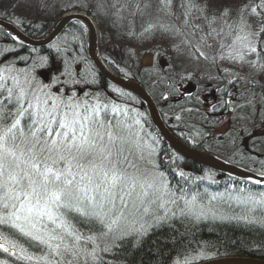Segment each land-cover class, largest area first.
Wrapping results in <instances>:
<instances>
[{
	"label": "snow or ice",
	"instance_id": "6c2138e0",
	"mask_svg": "<svg viewBox=\"0 0 264 264\" xmlns=\"http://www.w3.org/2000/svg\"><path fill=\"white\" fill-rule=\"evenodd\" d=\"M245 46L256 51L251 40ZM10 79L12 87L0 84V251L27 264H101V253L126 240L174 230L169 204L203 215L192 207L196 197L178 195L150 159L155 150L139 119H109L107 105ZM244 203L261 215L238 219L264 226V193Z\"/></svg>",
	"mask_w": 264,
	"mask_h": 264
},
{
	"label": "rangeland",
	"instance_id": "374dc122",
	"mask_svg": "<svg viewBox=\"0 0 264 264\" xmlns=\"http://www.w3.org/2000/svg\"><path fill=\"white\" fill-rule=\"evenodd\" d=\"M15 1H43L44 4L47 1H61L60 5H64V1H74L73 3L79 1L83 3L81 6H92L95 9L91 16L99 29L100 52L105 49L110 50L112 55L117 52L116 55L123 61H125L124 57L135 58L136 61H139V59H142L143 53H146L145 60L153 63L159 70L164 66L161 65L160 59L165 58L170 65L169 70L165 71L168 77L163 76L165 73H161L156 77L160 79L163 76L165 77L164 80H168L173 76L174 80L177 81L175 84L179 92H173V96H168L166 88L169 85L163 84L160 86L157 96L159 97V105L162 107H167V96L174 103L181 101V88L189 82H193L202 90L208 88L209 85L215 86L222 81L230 82L233 80L236 82V80H240L239 82L244 81V85L249 84L251 89L246 93V100L242 103V106L241 103L236 105V116L240 121L239 124H244L241 128L245 131L244 136H249L247 145H252L253 141L258 139L259 148L264 153V149L261 147L264 144V119L261 118L264 105L259 98L258 88L252 90V88H255L256 83L264 84V0H171V3H167V0ZM175 3L178 4L179 12L173 9ZM34 8L35 6L28 7L27 13H16L14 11L13 19L17 21V19L23 18L33 23H41L46 20H57L61 16L47 17V14L37 16ZM42 9L45 13H48L44 7ZM68 11L88 13L86 10L75 7ZM9 22L13 23L12 21ZM44 36L46 35L39 38ZM245 37L248 39H244ZM12 38L15 41L14 43L22 44L18 39ZM248 40L254 42L255 52L250 51L245 46ZM51 45L53 49L57 47L64 48L59 37ZM14 48L15 46H12L8 41L6 43L0 41V77L4 78L0 80V84L12 87L11 76H19L21 79L27 77L37 87L42 84L50 85V89H46V91L56 93L60 97L73 96L75 99L87 101L89 104L99 102L101 105H107L106 112L108 111L111 116H108L109 119L114 118L113 115L118 120L131 121L132 118L139 119L141 121L139 127L142 128L141 135L148 144L152 145L153 148L156 147L158 139L152 130L146 127L147 123L144 122L145 125L140 118L141 116H139V113H146L147 110L138 112L134 107L130 109L127 103L121 100H125L124 92L116 87L108 86L105 90L97 92L98 86H94L90 90V85H97L98 78L94 69L91 70L81 57H74L75 53L64 49V62H57L54 59L49 62L42 59L45 57L41 55L28 60H20L19 58L15 61L10 60L9 57L10 51ZM201 52L204 53L203 56L200 55ZM149 54L152 56H147ZM106 57L109 61L111 60L108 53ZM168 62L164 67L168 66ZM53 65L55 69H53ZM131 66L136 71L137 65L131 63ZM210 89L208 88V92H210ZM57 90L59 91L57 92ZM263 93L261 92V94ZM240 107L242 109H239ZM113 108L118 109V111L113 112ZM167 109H169L168 111L172 110L173 115H175V108L167 107ZM198 109L203 113L206 108L198 103ZM225 120L220 122L222 129H226ZM200 124L203 128L196 131L194 137L207 142L213 152H215V148L218 151L220 149L222 152H226L230 147V145H227L230 144L229 140L227 139L226 143L222 142L223 144L213 145L209 138L203 139V136H200L203 133L201 130L209 131L208 135H212L211 125L213 124L209 119H207L206 125ZM214 134L216 135V132ZM253 135L256 137L251 138ZM241 141V138L235 140L236 143L240 144ZM220 146L223 148H220ZM150 159L159 165L158 170L163 172L165 179L169 181L168 177L170 176L164 171V168L172 165L173 158L156 157L154 153ZM248 165L254 169L262 168L264 167V161L249 162ZM142 167H151V165L142 164ZM214 178L212 171H204L195 176L196 180H203V184L210 183L211 185H202V193L193 195L196 200L192 207L195 212H202L203 215L199 219L191 214H188L189 216L195 218L197 222L208 219L221 220L220 217H226L228 215L226 212H229L223 204H227L229 207L241 205L242 207L239 209H243L246 213L241 217H251L252 215L259 217L261 215L259 209L255 214L249 212L248 208L251 206L244 203V201L249 195L259 197L261 193H264V189L252 188L248 193L239 195H235L228 190L217 192L216 186L214 187L217 180ZM192 198L190 197L187 200L191 201ZM178 203L180 208L185 207L183 200L178 201ZM167 207L179 216L181 215L175 205L169 204ZM215 211L221 212L217 214ZM232 218L234 219L233 216H231ZM196 247L197 251L195 253L201 252L204 255H210L211 251L215 249L214 245H197ZM2 257L9 263L10 260L6 255ZM0 260H2L1 257Z\"/></svg>",
	"mask_w": 264,
	"mask_h": 264
},
{
	"label": "trees",
	"instance_id": "16d2710c",
	"mask_svg": "<svg viewBox=\"0 0 264 264\" xmlns=\"http://www.w3.org/2000/svg\"><path fill=\"white\" fill-rule=\"evenodd\" d=\"M61 1H47L46 4L43 1H15V0H0V18L5 19L7 21H12L19 28L24 30L27 35L30 37L39 38L45 35L53 26L56 20L50 21L46 20L43 22H30L27 19L19 18L16 20L13 19V12L16 13H27V8L35 6L34 10L37 16H45L47 17H57L62 15L64 12L72 9H83L88 11V13L93 14L95 12L94 7L92 6H81L83 3L79 1H64V5H60ZM58 6L57 8H54ZM178 4L175 3L173 5V9L179 12ZM44 7L48 13H45L42 9ZM183 10V9H182ZM140 32H142L140 30ZM139 33V32H138ZM0 34L7 38V41L15 46L13 50L10 51L9 57L13 60H18L20 58L24 60L31 59L37 55H41L45 57L47 61L64 62V49L67 51H71L74 54V57L78 56L83 59V61L88 64V67L92 70L94 69L95 74L97 76V85H90V90L93 89L94 86L97 87V92L101 90H105L108 86H110L102 77L97 73L92 63L90 62L87 56V32L84 26L78 22L71 23L64 32L60 35L61 41L63 42V49H60L59 52L56 49L52 48H29L22 46L19 43H14L15 41L8 34L0 31ZM75 37V39L73 38ZM35 50V51H33ZM111 56V60L109 61L106 57V54ZM110 54V50L105 49L101 50V55L107 65L113 70L115 73L120 75H125L127 77L133 78L139 81L145 88L151 93L155 102L157 103L163 120L166 125L173 131L179 138H181L186 143H189L192 146L198 147L202 150L210 152V146L207 143L206 146H199L197 144L196 138L194 134L196 131L202 129V124L206 125L207 123V115L198 109V103L200 100L197 95H187L181 99L178 103H174L171 101V98L168 96L174 93L179 92L176 86V80H174L173 76L168 78V80H164L165 77H168L165 71L169 69V62L167 67L161 68L159 70L158 67L154 66L153 63H149L145 60V54L143 53L142 59L136 61L135 58H127L124 57L125 61H123L118 55ZM152 56V55H147ZM56 59V60H55ZM119 60V61H118ZM161 60V59H160ZM166 62V59H164ZM131 63L136 64V71L133 70ZM162 63V61H160ZM50 65V64H49ZM126 66V68H125ZM132 68V70H131ZM151 73V75H149ZM161 73L165 77L157 78V75ZM55 76V75H53ZM163 84H168L169 87L166 88L167 98L166 102L167 107H173L175 115H173L172 110L168 111L167 107H162L159 105V97L157 96V91L160 90V86ZM102 87V89H101ZM258 88L259 98L264 105V84L260 85ZM251 88L249 87L248 90ZM252 88V90H255ZM174 92V93H173ZM127 94V93H124ZM247 97V94H246ZM194 99V100H193ZM123 102L126 100L121 99ZM135 105H137L136 109L138 112L146 111V107L139 101L136 100ZM239 109H242L241 107ZM108 114V111H107ZM264 108L261 113V118L264 119ZM109 115V114H108ZM107 115V116H108ZM141 116V120L147 123L146 127L152 130L153 134L158 139L156 147H154V153L156 157H170L173 158L172 165H168L164 168L165 172L170 176L169 184H171V188L177 191V194L184 195L185 199L193 197V193L191 189H194V193L199 189H202V185H211L203 184V180H196L195 177L190 175V168L192 172H200L207 171L204 167H201L197 164H194L186 159H182L181 156L177 155L159 136L156 130L152 127L148 113H139ZM115 118V116L113 115ZM113 119V118H111ZM251 129V127H249ZM203 131L200 136H203V139H207L209 137V131ZM258 140V139H257ZM260 144V143H259ZM208 147V148H207ZM253 145L251 146V148ZM264 149V144L261 146ZM212 151V150H211ZM258 153H261V149H256ZM244 161L252 160L251 157H243ZM254 158V157H252ZM257 157H255L256 159ZM176 170V171H175ZM180 173L184 175L181 176ZM217 178V182L214 185L217 192L221 191H230L235 195L246 194L252 188V185H249L245 182L235 180L229 177H219L216 175L214 179ZM195 182H194V181ZM229 206V205H228ZM242 206L235 205L233 208L235 211H239ZM245 209V208H244ZM258 211V210H256ZM252 212V213H256ZM240 212H245L243 209ZM174 224V230L168 227L165 228H157L154 232H151L149 237L146 238L142 243L133 240L132 243H128L127 240L123 242L120 247H112L110 251L106 253H101L103 257V261L101 264H187L191 262H197L204 259L209 258V254L204 255L201 252L195 253L197 251V245H214L215 249L211 251V256H227V255H250L264 258V253L260 251V249L264 246V235L260 231L256 230V228L264 231V226L259 227L254 223L250 224L254 227L252 228H243L240 225L235 224L234 222H228L224 220H204V221H196L195 218L189 215H180L177 214L176 218L171 221ZM249 224V223H248ZM254 224V225H253ZM119 243V242H118ZM207 243V244H206ZM25 247H28L25 244ZM29 251L35 252V249H29ZM0 254L6 255L10 260L8 264H27L25 261H18L15 257L10 256L8 253H4L0 251ZM37 254H39L37 252ZM0 255L2 260H5Z\"/></svg>",
	"mask_w": 264,
	"mask_h": 264
},
{
	"label": "water",
	"instance_id": "95a60500",
	"mask_svg": "<svg viewBox=\"0 0 264 264\" xmlns=\"http://www.w3.org/2000/svg\"><path fill=\"white\" fill-rule=\"evenodd\" d=\"M73 22L82 23L87 30V52L90 61L96 68L98 74L110 84L117 88L135 94L146 106L149 113L150 121L161 138L179 155L188 161H191L202 167L223 173L233 178L244 180L257 186H264V174H257L245 168L227 162L211 153L201 151L184 143L176 135H174L167 127L163 117L158 109L154 99L150 93L135 79L114 73L105 63L100 53V35L99 29L90 14L83 11H67L62 14L55 22L51 31L42 38H33L25 34L15 24L0 18V29L10 36L18 39L23 46L31 48L46 47L52 44ZM164 62L161 65L165 66ZM195 85L189 82L183 92L193 93ZM215 91L202 96L203 101L214 98ZM259 181V183H258ZM190 264H264L263 259L247 257V256H221L204 259Z\"/></svg>",
	"mask_w": 264,
	"mask_h": 264
},
{
	"label": "flooded vegetation",
	"instance_id": "af4514ba",
	"mask_svg": "<svg viewBox=\"0 0 264 264\" xmlns=\"http://www.w3.org/2000/svg\"><path fill=\"white\" fill-rule=\"evenodd\" d=\"M239 81L240 80H236V82H234L233 80L230 82L222 81L221 83H219L221 84L220 86L219 84H216L215 86L209 85L208 88H211L210 92H208V88H204L202 90L199 86L195 85V90L193 93L182 92V96L185 97L192 94L199 96L198 99L200 100L201 106L206 108L203 110V112L207 115L209 121L213 124L211 125V131L213 134L209 135L208 137L213 145L223 144L226 143L227 139L229 140L230 144L227 145H230V147H228L226 152H222L220 149L218 151L214 146L215 152L210 150L212 154H215L218 157L224 158L232 164L247 168L251 171L257 170L255 172H264V167H258L254 169L250 165H248L249 162H257L253 161L255 157H257L256 159L259 158V161L261 159L264 160V153H258L256 151V148L258 150L260 149L259 140L255 139L253 141L252 148V145H247L248 136H244L245 131L241 130L244 124H239L240 121L238 119V116H236V105L241 103L242 106V103L246 100V93L249 91V84L244 85V81ZM259 85L260 83L255 84L256 87H258ZM212 91H215L214 93H212L214 95V98L208 101H203L202 96L210 94ZM223 120L226 121V129H222L221 127L220 122H222ZM214 132H216V135L214 134ZM240 138L242 139L241 144L236 143L235 140H239ZM231 139L234 140L230 141ZM196 141L199 146L207 145V142H204L202 140L196 139ZM220 148L223 147L220 146ZM243 157H251L252 160L244 161Z\"/></svg>",
	"mask_w": 264,
	"mask_h": 264
},
{
	"label": "bare ground",
	"instance_id": "6f19581e",
	"mask_svg": "<svg viewBox=\"0 0 264 264\" xmlns=\"http://www.w3.org/2000/svg\"><path fill=\"white\" fill-rule=\"evenodd\" d=\"M19 28V27H18ZM19 29H21V28H19ZM22 30V29H21ZM0 31H1V29H0ZM23 32H25L24 30H22ZM2 32H4V33H6L5 31H3L2 30ZM64 32V31H63ZM26 33V32H25ZM7 34V33H6ZM47 34V33H46ZM45 34V35H46ZM9 35V34H8ZM10 36V35H9ZM0 41H2V42H4V43H6L7 42V38L5 37V36H3V35H1L0 34ZM10 60H13L12 58H10ZM15 61H17V60H15ZM160 61H162V62H164V59H161ZM164 67V66H163ZM53 69H55V66L53 65ZM113 71V70H112ZM114 72V71H113ZM115 73V72H114ZM117 74V73H116ZM120 75V74H119ZM123 76H125V75H123ZM127 77V76H126ZM130 78V77H129ZM103 79V78H102ZM133 79V78H132ZM105 80V79H104ZM106 81V80H105ZM137 81V80H136ZM107 82V81H106ZM139 82V81H138ZM109 85H110V87L111 86H113V87H115L114 85H112V84H110L109 82H107ZM140 83V82H139ZM142 85V84H141ZM143 86V85H142ZM144 88H145V86H143ZM117 88V87H116ZM119 90H121L122 92H124V93H127V94H125V100L126 101H124V102H126L127 103V106L131 109V108H136L137 107V105H135L134 103H135V101L136 100H139L143 105H144V103L140 100V98L139 97H137L135 94H133V93H131V92H128V91H125V90H122V89H120V88H118ZM146 89V88H145ZM147 90V89H146ZM148 91V90H147ZM149 92V91H148ZM182 92H183V88H181V94H182ZM150 93V92H149ZM184 93V92H183ZM150 95H151V93H150ZM183 95V94H182ZM181 95V96H182ZM152 96V95H151ZM152 98H153V96H152ZM182 98H184L183 96L181 97V99ZM154 99V98H153ZM180 99V100H181ZM155 101V100H154ZM156 103V102H155ZM156 105H157V103H156ZM145 106V105H144ZM146 107V106H145ZM157 107H158V105H157ZM158 109H159V107H158ZM160 110V109H159ZM108 115V114H107ZM109 117H111L110 115H108ZM168 127V126H167ZM169 128V127H168ZM170 131H171V129H169ZM174 135H176L173 131H171ZM177 136V135H176ZM178 137V136H177ZM249 137V136H248ZM253 137H255L254 135L251 137V138H253ZM179 138V137H178ZM162 139V138H161ZM180 140H182L181 138H179ZM163 140V139H162ZM164 141V140H163ZM183 141V140H182ZM165 142V141H164ZM184 143H186L185 141H183ZM166 143V142H165ZM167 144V143H166ZM186 144H188V145H190L189 143H186ZM168 145V144H167ZM169 146V145H168ZM191 147H194V148H196V149H199V150H201V151H204V152H208V153H211L212 154V152H209V151H205V150H202V149H200V148H198V147H195V146H192V145H190ZM170 147V146H169ZM171 148V147H170ZM172 149V148H171ZM173 150V149H172ZM174 151V150H173ZM175 152V151H174ZM177 155H179L177 152H175ZM262 153V152H261ZM212 155H215V154H212ZM179 156H181V155H179ZM216 157H218L217 155H215ZM182 157V159H185L183 156H181ZM219 158H221V157H219ZM221 159H223V160H225L224 158H221ZM187 160V159H186ZM188 161V160H187ZM225 161H227V160H225ZM253 161H259V158L258 159H253ZM261 162L262 161H264L263 159H261L260 160ZM191 162V161H190ZM227 162H229V161H227ZM193 163V162H192ZM195 164V163H194ZM200 166V165H199ZM238 166V165H237ZM202 167V166H201ZM241 167V166H240ZM205 168V167H204ZM243 168V167H242ZM207 171H212L213 173H214V177H216V175L217 176H219V177H230V176H228V175H225V174H223V173H220V172H217V171H214V170H211V169H208V168H205ZM188 170H190V175H192L193 177H195L196 175H198L199 173H201V172H204V171H200V172H192V170L190 169V168H188ZM164 171H166V170H164ZM176 171V170H175ZM249 171H251V170H249ZM255 171H257V170H255ZM255 171H251V172H254V173H257V174H264V172H255ZM201 175V174H200ZM216 180H217V178H216ZM192 191V193H193V195H196V194H200V193H202V189L200 190H198L197 192H195L194 193V189H191ZM224 205V208L225 209H227L229 212H226L228 215H231V216H233L234 217V219L232 218L231 219V216L230 217H224V216H221L220 218H222L221 220H224V221H228V222H234L235 224H237V225H240L241 227H243V228H252V229H254V227L252 226V225H250V223L248 224L246 221H244V220H241V219H238L239 217H241V215H244V214H246V213H244V212H240V211H235L233 208H231V207H229L227 204H223ZM219 211V210H218ZM218 211H215V213H220V212H218ZM223 214V213H222ZM222 214H219V215H222ZM253 216V215H252ZM252 224V223H251ZM255 225H257V226H259V227H262V225L261 224H259V223H254ZM253 224V225H254ZM255 229L256 230H258V231H260L261 233H263V235H264V231L263 230H260V229H258V228H256L255 227ZM260 251L262 252V253H264V246L260 249ZM212 254H210L209 255V258H213V257H221V256H211ZM226 256V255H225ZM228 256V255H227ZM232 256H247V257H253V258H258V259H263L264 260V258H261V257H256V256H250V255H242V254H240V255H238V254H235V255H232ZM209 258H207V259H209ZM192 263V262H191ZM187 264H190V263H187Z\"/></svg>",
	"mask_w": 264,
	"mask_h": 264
}]
</instances>
